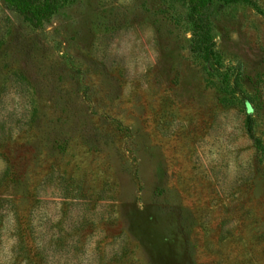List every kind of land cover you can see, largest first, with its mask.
<instances>
[{
  "label": "rangeland",
  "instance_id": "1",
  "mask_svg": "<svg viewBox=\"0 0 264 264\" xmlns=\"http://www.w3.org/2000/svg\"><path fill=\"white\" fill-rule=\"evenodd\" d=\"M187 12L0 0V264H264V0Z\"/></svg>",
  "mask_w": 264,
  "mask_h": 264
},
{
  "label": "trees",
  "instance_id": "2",
  "mask_svg": "<svg viewBox=\"0 0 264 264\" xmlns=\"http://www.w3.org/2000/svg\"><path fill=\"white\" fill-rule=\"evenodd\" d=\"M7 6L34 27L46 25L57 7L65 0H4ZM188 4L185 20L191 28L190 52L198 56L211 71L217 70L216 54L211 36V10L217 3L224 6L236 0H179ZM246 132L255 142L260 141L254 136L253 123L248 117ZM264 146V143H261Z\"/></svg>",
  "mask_w": 264,
  "mask_h": 264
}]
</instances>
